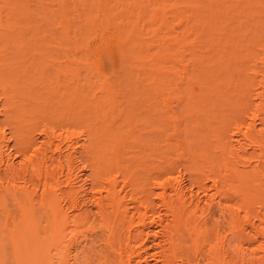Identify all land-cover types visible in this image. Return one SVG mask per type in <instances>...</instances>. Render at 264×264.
Segmentation results:
<instances>
[{"label":"bare ground","instance_id":"6f19581e","mask_svg":"<svg viewBox=\"0 0 264 264\" xmlns=\"http://www.w3.org/2000/svg\"><path fill=\"white\" fill-rule=\"evenodd\" d=\"M227 1L0 0V264H148L152 226L159 264H264V0L249 31L222 30ZM174 88L181 119L213 100L191 144L161 103Z\"/></svg>","mask_w":264,"mask_h":264},{"label":"rangeland","instance_id":"374dc122","mask_svg":"<svg viewBox=\"0 0 264 264\" xmlns=\"http://www.w3.org/2000/svg\"><path fill=\"white\" fill-rule=\"evenodd\" d=\"M246 3H247V0H229V1H227L226 7L228 9H231L233 7H237V9L239 11L236 12V16L228 17L229 20L226 22V24H223L222 27H221L223 31L233 30V29H235L237 27L238 24H241L244 28H246V31H249L250 26H251V24H250L251 20L246 19L245 18V14L243 13L244 12L243 8L245 7ZM205 7H208L209 9H211V11L213 10V6L212 5L209 6L207 0H205ZM206 14H207V10L205 9V16H206ZM202 15H204V13H202ZM207 22H208V18L205 19V25L207 24ZM149 26L150 25L148 24L147 28H149ZM162 33H163V35H165L166 31H163ZM162 33L158 34L159 38L162 37ZM236 41H237V39L230 38L226 43H227V45H231V43H233V42L235 43ZM107 42L109 43V38H107L106 35H99L97 37H92L90 39L89 46H90V48L94 49L95 47L96 48L100 47V46H102L103 44H105ZM240 43L243 46H247V45H249L251 43V39H250V37H247V38H245L243 40H240ZM219 49L220 48L217 47V43H216L215 37H212L209 34L206 35L205 36V55L199 54L200 59L203 60L205 63L208 62L209 58L213 55V51L217 52ZM221 49H223V48H221ZM150 51H152V50H150ZM233 52H235V50L232 51L231 48L228 47L227 49L223 50V58L226 59V60L229 59L230 55L233 54ZM183 59H184V64H185V58H183ZM230 72H231V74H235V68L233 66L231 67ZM227 77H232V76H227ZM208 86H209V83H208V81H206L205 82V88L208 87ZM41 88H42V86L37 88V90L39 92H41V90H40ZM33 89H35L34 92H36V88H33ZM177 89L178 88H174L173 89L174 92H173V96H171L172 98L166 99V100L162 101L161 103H162V105H165L167 109L171 110L174 114H176V120H177L176 124L185 123L188 126H192V127L196 126V129L194 131H191L188 128L186 130V132H187L186 136L188 137V144L189 143L191 144L192 141L194 140L193 136L205 135V132H206L208 126L210 128H212L216 124V122L218 121V118L216 117L217 114L214 111H210L211 108H212V105L208 104V103L209 102H213V100L210 97L207 96L206 98L210 99L208 101V103H206V99H205V104L204 103L203 104L200 103L199 106L195 110H193V112H192L193 116L192 117H188L186 119H181L178 116V113L182 109L183 103L179 99L180 96L178 94V90ZM257 89L259 91L260 88H257ZM181 90L183 91V88H181ZM42 92H43V90H42ZM251 100L252 101H256V99L253 100V98ZM0 121H1V118H0ZM32 135H33V138H34V139L33 138L32 139L35 140V142L37 144L41 142L42 137H40L41 135L38 132H35V133L33 132V134H31V136ZM5 136H6V138L10 137L9 129H7V130L5 129ZM189 138H192V139L189 140ZM231 138H232V136H231ZM9 141H11V140H9ZM9 141L7 143L8 147H6V153L7 154L6 153L5 154L6 155L9 154V156H11V159H13L14 156H15V154L13 152L14 150H13V147H12L13 143H11ZM180 165L182 166L183 164L179 163V165H176V167H175V165L172 167L173 169L175 168V170L172 169L174 171V172L172 171V176L173 177H178L179 176V174H177L178 170H181V171L183 170V168ZM176 168H178V169L176 170ZM181 174H182V176H181L182 186L187 191V189H189L188 187H192V186H189V179H188V176L186 175V173L183 172ZM207 175L208 174L205 173V175H204L205 176V180L203 182H204V185H205L204 186L205 187V191H207V195H208L211 192V183H210L209 180H207V177H206ZM88 176H89V172L87 171V172L83 173V175L81 176V180H84V181L87 182V185L85 187L87 207L91 208V210H94V205H95V203H97V197L98 196H97L96 190L93 188L92 183H91L90 179L88 178ZM192 189H194V186L192 187ZM205 191H204V193H205ZM205 196H204V198H205ZM155 203H156V201H155ZM155 203H154L153 207H157L158 202L156 204ZM211 208H213V209H211ZM156 209L158 210V207L155 208V210ZM206 209H208L207 218H209V219H207V221L205 220V223L208 222L209 226L207 225V227H210L211 226L210 223L212 222V220H214L215 217L217 218V216H216L217 214H214V213H217V211L212 213V215L214 216V217H212V215L210 213L213 210H215L214 206L210 207L211 210L209 208H206ZM256 209H257V206H256ZM156 231L157 230L155 229L154 226H152V228L151 227L147 228V230L145 231V232L148 233V235L146 237L147 240L145 239V241H147V242L144 241V243L146 244V245L144 244V247L147 246L146 247V251H148L147 252V256L148 257L146 256L147 257L146 260H148V264H156V263L159 264L158 262H156L157 260H159V258H158L159 256L156 257V255H159V253H160L159 252L160 250L158 249L159 247L155 246L157 244L156 242L159 241L158 239H156V238H158V234L156 233ZM248 231L249 230H247L246 232L248 233ZM154 235H155V237H153ZM152 238H153V240H152ZM157 252H158V254H157ZM149 256H151V257H149ZM152 256H153V258H152ZM7 258H8V260L10 259L8 254H7Z\"/></svg>","mask_w":264,"mask_h":264}]
</instances>
